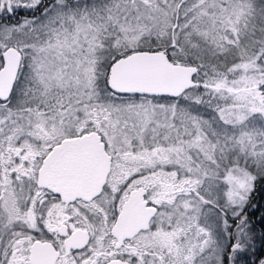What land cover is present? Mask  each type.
<instances>
[{"label":"snow or ice","instance_id":"snow-or-ice-1","mask_svg":"<svg viewBox=\"0 0 264 264\" xmlns=\"http://www.w3.org/2000/svg\"><path fill=\"white\" fill-rule=\"evenodd\" d=\"M258 192L264 0H0V264H264Z\"/></svg>","mask_w":264,"mask_h":264},{"label":"trees","instance_id":"trees-1","mask_svg":"<svg viewBox=\"0 0 264 264\" xmlns=\"http://www.w3.org/2000/svg\"><path fill=\"white\" fill-rule=\"evenodd\" d=\"M21 16L24 15V13L20 14ZM14 22V20L12 21ZM254 203L259 205L256 211L253 212L252 214V220L254 223L260 221V217L264 215V192H258L256 194ZM260 223H257V230L260 229Z\"/></svg>","mask_w":264,"mask_h":264}]
</instances>
